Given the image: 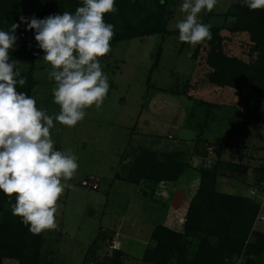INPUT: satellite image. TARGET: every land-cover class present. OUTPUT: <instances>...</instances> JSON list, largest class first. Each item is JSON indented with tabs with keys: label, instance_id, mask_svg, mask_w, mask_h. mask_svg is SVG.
Masks as SVG:
<instances>
[{
	"label": "rangeland",
	"instance_id": "rangeland-1",
	"mask_svg": "<svg viewBox=\"0 0 264 264\" xmlns=\"http://www.w3.org/2000/svg\"><path fill=\"white\" fill-rule=\"evenodd\" d=\"M169 2L173 16L168 29L177 32L176 22L183 18L179 11L182 0ZM233 5L244 6L243 0H217L214 9L202 11L198 19L212 27L229 26L234 20H225L222 14ZM178 35H155L110 46V52L100 59L110 85L100 109L95 106L85 109V118L71 128L54 120L55 126L50 131L55 149L70 148L78 157L79 167L67 181L72 187L66 189L57 202L56 228L43 232L39 264H103V258L113 259L116 243L111 249V243L99 240L97 247L94 241L103 231L119 232L125 255L123 264H146L138 259L150 241L154 224L166 215H171L175 223L185 214L184 203L190 198L189 182L194 175L187 172L179 182L160 184L156 189L157 197H147L143 193L145 185L116 179V173L127 164L121 162L120 165L121 155L132 141L133 147H146L163 154L179 152L185 162L193 157L196 161L193 165L209 169L218 164L219 159L211 157L207 161L194 153L198 131L186 126L192 121L194 125L207 121L204 136L209 141L226 142L235 147L222 156L225 163L220 168L218 191L255 200L261 206L260 214L264 215V172L260 170V166H264V121H260L264 119V106L261 102L252 104L255 116L262 112V119L254 118L247 125L246 109L240 107V112L233 107L238 105L234 91L208 83L204 55L198 63L193 62L190 57L196 45H191L188 51L190 45L179 41ZM251 45L249 34L241 33L232 36L226 50L249 60L246 53ZM159 47H162L159 66L154 69ZM17 67L21 74L33 69L35 86L30 96L35 98L37 107L52 116L59 114L52 95L55 82L48 78L50 65L41 59L21 61ZM162 89L174 94L159 91ZM187 93L219 107L213 110L206 104L198 107L195 100L187 98ZM203 112H210L209 120L204 119ZM253 156L256 159L252 160ZM230 162L250 165L248 175L243 177L233 172L228 166ZM84 180L98 183V190L83 187ZM252 191L255 195H251ZM11 214L9 210L7 216ZM4 216L0 213V222ZM254 228L260 230L264 223H257ZM195 241L191 250L196 248ZM241 261L239 259L237 264ZM4 264L19 262L7 260Z\"/></svg>",
	"mask_w": 264,
	"mask_h": 264
},
{
	"label": "trees",
	"instance_id": "trees-1",
	"mask_svg": "<svg viewBox=\"0 0 264 264\" xmlns=\"http://www.w3.org/2000/svg\"><path fill=\"white\" fill-rule=\"evenodd\" d=\"M169 3V0L163 2L162 0H115L117 10L104 18L106 23L114 25V36L110 46L149 36L165 37L179 34L178 31L172 32L168 29L173 16ZM81 4L82 0H0V30H9L12 23L20 22L21 16L43 19L51 14H62L64 11L74 13ZM222 15L225 20L232 18L234 21L229 26L211 27V39L197 44L190 58L198 63L200 56L204 55L208 83L217 88H229L234 91L238 105L233 107L237 111H240L238 110L240 107L246 109L248 115L246 124L249 125L254 118L258 121L262 119L260 118L262 112L255 116L252 104L261 102L264 106V9L252 11L245 5H233ZM241 33H248L253 44L246 53L249 60L230 54L226 50V44L232 41V36ZM16 35V44L9 51L10 60L33 62L42 59L43 52L34 39V30H26V25L21 23ZM190 48L191 45L188 51ZM158 52L154 69L159 66L162 47L158 48ZM21 75L27 78V83L23 87L17 85V90L30 95L35 86L33 69L28 74ZM190 88L191 86L187 89L188 93ZM159 91L174 94L165 89ZM187 98L195 100L198 107L205 104L212 110L219 107L216 103L193 96L188 95ZM203 113L204 119L209 120L210 112ZM192 122L186 126L198 131L194 153L203 156L207 161L211 157L219 159L218 164L209 169L197 168L193 165V162L196 164L193 157L187 162L182 161L183 156L179 152L163 154L146 147H133L131 139V145L128 144L121 155L120 165L121 162L127 164L122 171L116 173V179L137 186L145 185L143 193L147 197H157L156 189L160 184L179 182L184 179L187 172L194 175L192 181L189 179L191 191L189 200L184 203L185 214L182 217L177 216L178 220H176V225L181 228L173 229L165 224L156 225L151 233L149 245L144 251L142 262L237 264L238 260L242 259L240 264H264V228L260 230L254 228L261 206L248 197L223 193L217 189L221 175L220 168L225 163L222 161V156L235 147H231L226 142H211L205 138L207 121L202 122V125L200 123L194 125ZM210 148L214 155L209 152ZM254 159L255 156L252 160ZM207 161L206 165H208ZM228 166L243 177H246L251 169L250 165L243 163L230 162ZM260 170L264 172L263 165L260 166ZM84 181L94 183L89 180ZM14 202V196L9 198L0 191V213L6 215L0 222V264H4L7 260H16L19 264H39L43 232L33 234L29 227L22 223L20 217L12 214L7 216L8 211L11 210L9 204ZM180 205L181 203L178 202V206ZM100 233L94 240L96 246L98 247L101 241L104 244L111 243L109 244L111 248L113 242H116L117 233L104 231ZM193 241H195V250H191ZM112 252L113 259L110 260L109 256L103 258V264H123V251L114 249Z\"/></svg>",
	"mask_w": 264,
	"mask_h": 264
},
{
	"label": "clouds",
	"instance_id": "clouds-1",
	"mask_svg": "<svg viewBox=\"0 0 264 264\" xmlns=\"http://www.w3.org/2000/svg\"><path fill=\"white\" fill-rule=\"evenodd\" d=\"M163 2V0H162ZM249 10L264 9V0H243ZM217 0H182L183 18L176 22L178 39L197 45L211 39V25L198 19L211 12ZM115 0H82L75 12L64 11L43 19L20 17L9 30H0V191L15 202L9 207L33 234L56 228L57 202L78 170L72 150H56L51 137L54 120L75 127L85 109L102 106L109 91L108 76L100 59L110 50L114 25L105 16L115 12ZM34 30V39L50 65L49 80L59 114L52 116L37 107L34 97L18 91L27 78L12 61L9 51L17 41L20 24Z\"/></svg>",
	"mask_w": 264,
	"mask_h": 264
},
{
	"label": "crops",
	"instance_id": "crops-1",
	"mask_svg": "<svg viewBox=\"0 0 264 264\" xmlns=\"http://www.w3.org/2000/svg\"><path fill=\"white\" fill-rule=\"evenodd\" d=\"M168 213H170V211L168 212ZM166 215V214H165ZM167 216V215H166ZM164 217L163 219H160V221H157V222H159V223H155L154 224V226H153V229H154V227L156 226V225H158V224H165V225H167L168 227H170V228H173V229H177V228H180L181 226H177L176 225V222L175 223H173V219H171L172 218V216L171 215H169V217L167 216V217ZM153 231V230H152ZM116 233L118 234V238L116 237L115 238V241H116V249L117 250H122V247H123V242H122V240H121V242H120V239H119V232H117L116 231ZM150 242V241H149ZM119 243H120V246H119ZM148 245H149V243H147V247H148ZM146 247V248H147ZM146 248H145V250H146ZM144 254V253H143ZM142 257H143V255H142ZM142 257L140 258V259H138V261H142ZM124 258H125V255L123 256V260H124Z\"/></svg>",
	"mask_w": 264,
	"mask_h": 264
},
{
	"label": "built area",
	"instance_id": "built-area-1",
	"mask_svg": "<svg viewBox=\"0 0 264 264\" xmlns=\"http://www.w3.org/2000/svg\"><path fill=\"white\" fill-rule=\"evenodd\" d=\"M83 186H86V187H89V188H92V189H98V184L97 183H90V182H87V181H84L82 183ZM251 195H255V192L252 191L251 192ZM257 223H264V215L261 213L259 214L258 218H257V221H256V224ZM115 243L116 242H113V244L111 245V248H114L115 247Z\"/></svg>",
	"mask_w": 264,
	"mask_h": 264
}]
</instances>
